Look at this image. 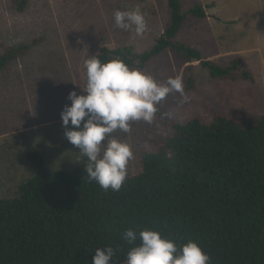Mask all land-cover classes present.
Returning <instances> with one entry per match:
<instances>
[{"label":"trees","instance_id":"trees-1","mask_svg":"<svg viewBox=\"0 0 264 264\" xmlns=\"http://www.w3.org/2000/svg\"><path fill=\"white\" fill-rule=\"evenodd\" d=\"M13 3L22 11L27 0ZM210 7L196 3L184 11L180 0H168L169 20L149 49L102 46L97 56L144 69L171 50L189 64L187 90L195 87L192 62L210 80L252 81L241 58L220 64L175 39L184 22L206 18ZM29 49L0 42V76ZM210 117L170 120L171 132L142 152L141 170L128 173L119 191L89 182L85 157L75 169L51 172L43 154L28 148L35 175L17 196L0 199V264H92L95 249L104 246L115 250L109 264H124L131 245L121 237L128 228H152L178 243L194 240L209 264H264V114L240 121L216 110Z\"/></svg>","mask_w":264,"mask_h":264},{"label":"rangeland","instance_id":"rangeland-1","mask_svg":"<svg viewBox=\"0 0 264 264\" xmlns=\"http://www.w3.org/2000/svg\"><path fill=\"white\" fill-rule=\"evenodd\" d=\"M180 2L184 11L196 3L211 7L205 8L206 18L184 22L175 39L220 64L241 58L253 79L210 80L198 62L190 63L195 87H184L189 97L186 102L181 103L179 93H170L158 105L151 124L135 121L128 133L119 129L112 133L131 144L130 174L141 170L142 152L154 150L171 132L170 120L185 121L196 114L210 120L216 110L240 121L248 114H264V0ZM136 6L145 13L148 26L143 37L116 27L113 21L115 10ZM168 20V0H27L22 11H17L13 0H0V42L30 46L0 76V199L17 196L22 182L35 175L28 148L43 154L51 172L81 164L79 149L64 136L60 113L71 103L67 99L70 91L83 94L85 50L90 56L97 55L102 46H127L141 53L155 43ZM38 37L42 41L33 44ZM188 65L165 50L141 70L161 83L179 76L184 85Z\"/></svg>","mask_w":264,"mask_h":264},{"label":"clouds","instance_id":"clouds-1","mask_svg":"<svg viewBox=\"0 0 264 264\" xmlns=\"http://www.w3.org/2000/svg\"><path fill=\"white\" fill-rule=\"evenodd\" d=\"M113 21L116 27L136 37H143L148 31L145 13L139 6L115 10ZM85 51L83 94L70 91L67 99L71 103L65 104L60 113L64 136L86 158L83 171L88 181H95L105 191H119L134 153L127 140L117 139L112 133L117 129L128 133L135 121L151 124L159 111L158 105L170 93H179L181 103L189 97L179 76L161 83L118 57L102 61L96 54L89 56ZM121 239L131 245L125 264H209L211 259L198 242L188 239L178 243L152 228L139 233L128 228ZM114 256L113 247H97L92 264H109Z\"/></svg>","mask_w":264,"mask_h":264},{"label":"crops","instance_id":"crops-1","mask_svg":"<svg viewBox=\"0 0 264 264\" xmlns=\"http://www.w3.org/2000/svg\"><path fill=\"white\" fill-rule=\"evenodd\" d=\"M209 59V58H208Z\"/></svg>","mask_w":264,"mask_h":264}]
</instances>
